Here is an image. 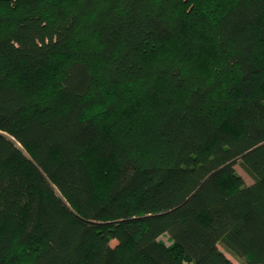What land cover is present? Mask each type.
Here are the masks:
<instances>
[{"label": "trees", "instance_id": "obj_1", "mask_svg": "<svg viewBox=\"0 0 264 264\" xmlns=\"http://www.w3.org/2000/svg\"><path fill=\"white\" fill-rule=\"evenodd\" d=\"M219 244L264 264V0H0V264Z\"/></svg>", "mask_w": 264, "mask_h": 264}, {"label": "rangeland", "instance_id": "obj_2", "mask_svg": "<svg viewBox=\"0 0 264 264\" xmlns=\"http://www.w3.org/2000/svg\"><path fill=\"white\" fill-rule=\"evenodd\" d=\"M235 169L237 173L242 176L246 185H249L253 182V180L247 175V173L242 170L239 163L235 165ZM161 239L167 242V236L161 237ZM112 244H115V242L113 241ZM219 248L234 264H248L244 258H239L231 254L222 244H219Z\"/></svg>", "mask_w": 264, "mask_h": 264}]
</instances>
